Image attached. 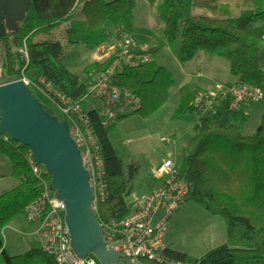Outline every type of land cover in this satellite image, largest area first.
<instances>
[{
  "label": "trees",
  "instance_id": "16d2710c",
  "mask_svg": "<svg viewBox=\"0 0 264 264\" xmlns=\"http://www.w3.org/2000/svg\"><path fill=\"white\" fill-rule=\"evenodd\" d=\"M250 1L252 7L240 15L223 16L195 12L181 0H160L162 35L175 50L178 61L185 63L199 52L218 56L228 61L229 72L239 82L260 86L264 80V0ZM134 6L135 0H30L17 29H5L0 35L4 77L0 83L23 73L32 83H40L36 88L55 102L58 99L43 89L41 79L51 83L57 92L83 103L91 84L89 73L106 67L110 59L88 63L80 76L64 65L65 50L78 46L95 49L108 39L112 25L130 32ZM24 45L28 54L25 68L19 54ZM147 49L153 53L159 48L155 45ZM170 73L152 60L136 67L121 66L112 82L138 96L139 107L117 115L110 123L104 122L98 110H86L101 148L109 190L108 197L99 204L100 223H118L131 211L126 196L138 169L135 163L123 169V161L111 143L112 129L129 115L146 117L156 112L174 84ZM179 92L177 111L191 109L188 103L193 93L186 86H181ZM226 112L232 113L233 119L222 123L198 113L179 175L191 183L186 198L222 216L227 239L200 257L165 246L163 254L168 258L193 264H264V112L256 132L249 135L242 130L246 117L238 110ZM0 154L8 158L10 173L18 181L0 194V264H55V258L40 246L24 253L7 252L3 229L24 214L26 205L40 195L41 187L40 178L32 172L29 146L3 133Z\"/></svg>",
  "mask_w": 264,
  "mask_h": 264
},
{
  "label": "built area",
  "instance_id": "2783aa9c",
  "mask_svg": "<svg viewBox=\"0 0 264 264\" xmlns=\"http://www.w3.org/2000/svg\"><path fill=\"white\" fill-rule=\"evenodd\" d=\"M126 34L124 29L117 27V35L112 41H104L93 49L95 61L110 59V62L106 67L89 73L91 84L85 99L92 95L102 100L103 108L99 113L105 123H110L117 115L136 110L140 105L139 97L129 89L114 85L112 76L116 70L121 66L136 67L152 60L148 49L139 46ZM26 52L24 45L19 50L24 61L23 67L28 63ZM15 79L22 80L30 88H36L40 84L32 83L23 73L11 80ZM40 82L44 90L52 92L58 99L56 103L62 112L60 118L67 121L70 134L78 145L83 165L89 174L91 210L97 217L99 204L108 197L109 190L101 148L87 112L80 102L57 92L51 83L42 79ZM263 95L260 86L256 84L239 81L234 84L215 83L209 90H197L193 93L188 105L199 114L214 117L222 111L239 110L243 102L260 100ZM31 158L32 172L40 178L41 190L40 195L26 205L23 213L30 224L36 225L33 234L38 239L41 250L52 255L56 260L55 264H100L92 254L82 257L72 250L69 230L64 220L65 205L55 197L56 193L49 185L51 176L48 178L46 168ZM155 174L161 177V183L143 197L142 204L134 206L118 223L98 222L107 249L119 252L122 261L128 260L133 264H193L189 260H174L163 254L166 248L163 232L167 219L181 200L186 198L191 183L186 177L179 175L169 158L158 166Z\"/></svg>",
  "mask_w": 264,
  "mask_h": 264
},
{
  "label": "rangeland",
  "instance_id": "374dc122",
  "mask_svg": "<svg viewBox=\"0 0 264 264\" xmlns=\"http://www.w3.org/2000/svg\"><path fill=\"white\" fill-rule=\"evenodd\" d=\"M154 1L135 0L130 32L134 33L132 36L139 44L148 41L149 46H158L159 49L151 53L152 62L167 68L173 76L174 84L170 86L167 100L156 112L146 117L137 113L129 115L118 121L110 134L111 143L123 161V169L128 170L131 163L138 166L134 178L130 181V192L126 196L129 208L138 204L146 193L157 184L160 177L156 176L155 171L164 160L171 159L174 169L178 173L181 170L183 152L188 139L195 132L193 125L198 117V113L194 109L177 111L181 86H186L190 92L195 91L198 86H202L200 81H203L204 78L211 80L205 77L209 71L220 82L230 80L235 76L229 72L228 61L218 56L203 58L200 66L196 67L199 66L200 69L193 68L191 66L193 64L178 61L175 50L169 47L162 35L164 23L159 12L153 8L154 6L152 7ZM146 2L152 4L150 5L151 12L146 9ZM113 27V25L110 26L108 42L113 40L114 32H117ZM262 44L264 48V42ZM65 52L64 65L74 74L80 76H83L84 67L95 59H93V51L86 50L84 46L70 47ZM214 66H216L215 69ZM207 79L205 81L210 82ZM260 88L264 94V80L261 82ZM31 89L32 93L41 101L42 106L58 118L62 117L59 105L52 98L35 87ZM81 104L86 110L95 108L100 111L103 108L102 100L92 95H89ZM245 106L248 108L249 116L243 123L242 129L246 134H254L264 112V95L260 100L247 101ZM7 159L0 154L1 193L13 188L18 182L10 174L11 165ZM160 161L158 166L153 167ZM177 206L167 219L165 232H163L165 240H168L169 243L172 242V246L180 248L192 257H200L226 241V224L221 215L212 214L193 199L184 198ZM20 226L28 228L30 234L24 235L18 232L21 231ZM35 227V224H30L27 221L24 214L14 218L3 232L7 252L10 254L24 253L30 248L39 246V242L37 243L34 239L35 236L31 235Z\"/></svg>",
  "mask_w": 264,
  "mask_h": 264
},
{
  "label": "water",
  "instance_id": "95a60500",
  "mask_svg": "<svg viewBox=\"0 0 264 264\" xmlns=\"http://www.w3.org/2000/svg\"><path fill=\"white\" fill-rule=\"evenodd\" d=\"M29 4L30 0H0V35L5 29H17ZM32 92L20 79L0 83V134L29 146L31 159L50 174L49 185L65 205L72 250L82 257L92 254L100 264H133L107 249L91 210L89 174L67 121L49 113Z\"/></svg>",
  "mask_w": 264,
  "mask_h": 264
},
{
  "label": "crops",
  "instance_id": "0c3cea01",
  "mask_svg": "<svg viewBox=\"0 0 264 264\" xmlns=\"http://www.w3.org/2000/svg\"><path fill=\"white\" fill-rule=\"evenodd\" d=\"M181 1L185 5V7L189 8V9H192L195 12H200V13H204V14L205 13H208V14H210V13H220L223 16H238L243 11H245L246 9H249V8L252 7V5H250V4H252L250 0H181ZM136 4H137V1H136ZM153 4L154 5H152L149 2H146V5H147L146 9H148V12H151L150 5H152V7L154 6L153 8H155L160 14V8H159L160 7V0H155L153 2ZM113 29H114V31H117V27H113ZM133 34L134 33H132V32H129V33L127 32L126 35L132 37L136 41L135 37L132 36ZM115 35H117V32L116 33L114 32V35H113L114 38H115ZM147 38L149 39L148 36H147ZM136 43H138V42L136 41ZM149 45L150 44H149L148 41H143L142 44H139V46L146 47V48L147 47H151ZM93 56H95L94 55V51H93ZM207 57L208 58H216L217 56H210V55H207V54H205L203 52H199L193 59H190L189 61H187L185 63L193 64V65H191L193 68L195 67V69H200L199 68V66H200L199 64H201V62L203 61L202 60L203 58L205 59ZM93 59H94V57H93ZM94 61H95V59H94ZM197 65H199L198 68H196ZM228 65H229V63H228ZM213 68L215 69L216 66H214ZM228 68H229V66H228ZM200 75H201V73H200ZM205 77H208L211 80H209L207 78H204L203 81H200V82H202V86L201 87L198 86V88L195 91H193L192 93H195L197 90H209V89H211L213 87V84H215V83L234 84V83L238 82V77H236V76H234V78H232L230 80H225L223 82L222 81L220 82L219 80H217V78L214 76V74L210 73V71H209V73L206 74ZM205 79L209 80L210 82L205 81ZM2 80H4V77L2 75V70L0 68V82H2ZM246 103H247V101L243 102L241 104L240 109L238 111H239L240 114L244 115L246 117V119H247V116H249V111H248V108L245 106ZM92 109H95V108H92ZM232 115H233L232 113H229V112H226V111H222L219 114L215 115L213 117V119L216 122H218V123H222V122H224L226 120H232L233 119ZM245 120H244V122H245ZM243 123H241L242 127L244 125ZM195 124H196V121H195L194 125ZM194 129H195V126H194ZM161 161L158 162V164H155L153 167H155L156 165L158 166L161 163ZM0 176H2V175H0ZM160 179H161V177L157 180L158 181L157 184L154 187H152L147 193L151 192L152 190H154L155 188H157L159 186V184L161 183ZM147 193H146V195H147ZM0 194H1V192H0ZM142 201H143V198L140 200V202L138 204H136L134 206H139L140 204H142ZM133 207H131V208H133ZM8 226L9 225L5 226V228L3 229L2 233L7 229L6 227H8ZM27 229L28 228H24V226H20V230L21 231H18V232H20V233H22L24 235L25 234H30V232ZM16 230H17V228H16ZM3 235H4V233H3ZM31 235L35 236L33 234V231L31 233ZM34 239L37 241V243L39 242L38 239H36V236L34 237ZM164 243H165V246H167V247L182 251L180 248L172 246L173 243L172 242L169 243V241L165 240V238H164ZM39 246H40V244H39Z\"/></svg>",
  "mask_w": 264,
  "mask_h": 264
}]
</instances>
